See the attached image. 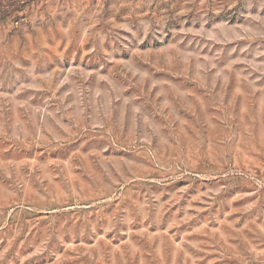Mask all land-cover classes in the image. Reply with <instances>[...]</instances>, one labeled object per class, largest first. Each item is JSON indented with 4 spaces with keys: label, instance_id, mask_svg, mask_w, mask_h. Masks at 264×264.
Masks as SVG:
<instances>
[{
    "label": "rangeland",
    "instance_id": "obj_1",
    "mask_svg": "<svg viewBox=\"0 0 264 264\" xmlns=\"http://www.w3.org/2000/svg\"><path fill=\"white\" fill-rule=\"evenodd\" d=\"M0 264H264V0H0Z\"/></svg>",
    "mask_w": 264,
    "mask_h": 264
}]
</instances>
